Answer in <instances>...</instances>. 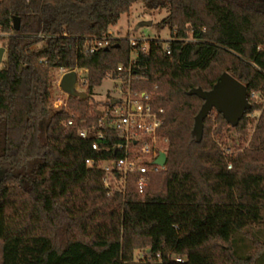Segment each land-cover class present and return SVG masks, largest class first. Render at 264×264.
Masks as SVG:
<instances>
[{"label": "trees", "instance_id": "trees-1", "mask_svg": "<svg viewBox=\"0 0 264 264\" xmlns=\"http://www.w3.org/2000/svg\"><path fill=\"white\" fill-rule=\"evenodd\" d=\"M137 3L168 9L157 28L171 40L145 52L139 42L133 67L135 89L162 92L167 164L144 194L130 183L109 196L87 160L118 159L117 137L98 154L67 130L53 81L57 69H87L88 97L68 105L78 123L96 122L95 89L132 49L129 37L110 35L93 53L92 44ZM0 34V264H264L252 232L264 225V0H0ZM224 73L246 86L251 107L235 126L213 109L197 136L205 101L195 91ZM148 250L150 262L135 261Z\"/></svg>", "mask_w": 264, "mask_h": 264}, {"label": "built area", "instance_id": "built-area-1", "mask_svg": "<svg viewBox=\"0 0 264 264\" xmlns=\"http://www.w3.org/2000/svg\"><path fill=\"white\" fill-rule=\"evenodd\" d=\"M110 35L112 36V33L109 30L103 31L101 38L94 41L90 51L93 53L101 47L108 46ZM5 36L7 35L0 34V37ZM32 39L55 40L56 38L40 35ZM129 41L132 49L130 63L127 67L120 66L116 76L109 74L106 77L115 85L117 94H111L101 108L90 115L91 118H97L96 122L88 124L87 120H83L78 123V113L72 111L68 105L70 95L62 89L64 77L75 72L76 93L88 97L89 71L87 69H57L53 81L54 90L59 92V94H54L53 106L55 109L63 108L68 112L69 118L63 122V126L67 130L75 131L82 139H91L92 149L98 154L111 149L108 145L102 146L101 143L108 139L112 141V136L117 137L115 143H110L114 146L115 153H120L121 156L118 159L87 160L89 168L103 172V182L109 191V196L117 191L125 192L130 183L136 186L139 194H144L149 184L150 175L159 173L166 168V165L160 166L156 163L162 153L167 155L169 144L168 137L161 132L164 109L155 107L156 98L162 92L157 85L151 90L134 88V83L139 80L133 71L137 59L135 47L143 40L129 39ZM141 48L144 52L148 51L144 44ZM4 59L5 55L0 64V70ZM251 98L258 99V96L256 93H252ZM113 101H116L115 104H112ZM129 177H132V180ZM176 261L183 262L180 258H177Z\"/></svg>", "mask_w": 264, "mask_h": 264}, {"label": "rangeland", "instance_id": "rangeland-1", "mask_svg": "<svg viewBox=\"0 0 264 264\" xmlns=\"http://www.w3.org/2000/svg\"><path fill=\"white\" fill-rule=\"evenodd\" d=\"M168 14V9H159V10H148L143 3H137L132 7V10L129 15H123L116 27L110 28L109 31L112 33V36L115 38H125L128 39H138L143 40L142 43L149 49V43L152 40H161L164 42L170 41L172 38V33L168 29L159 31L157 24L160 23ZM146 23H150V26H146ZM4 42L0 37V47H4ZM55 94H59L55 90ZM117 94L115 85L109 80H104L102 85L95 89V98L94 101L98 106L95 107V110L101 108L105 103L107 98ZM258 101H261V96L257 94ZM259 116L258 114H255ZM253 118V116H252ZM251 118V119H252ZM195 133L197 136L201 135V123L196 124ZM250 135L253 133V125H249ZM253 233L258 234L264 240V225L256 226L253 230ZM150 251H139L135 254L136 262H150L148 254Z\"/></svg>", "mask_w": 264, "mask_h": 264}, {"label": "water", "instance_id": "water-1", "mask_svg": "<svg viewBox=\"0 0 264 264\" xmlns=\"http://www.w3.org/2000/svg\"><path fill=\"white\" fill-rule=\"evenodd\" d=\"M146 26H150V23H146ZM14 29L16 31L20 29L19 19H14ZM5 53L6 48L0 47V64L2 63ZM75 85L76 73L71 72L64 77L62 89L69 95L84 97L85 95H78L76 93ZM195 94L205 101L196 119V124L201 123V133L202 123L211 114L213 109L222 113L228 122L235 126L243 119L246 112L251 107L246 86L229 73L223 74L212 91L204 92L202 90H197ZM115 102L116 101H113L112 104H115ZM156 163L160 166H165L167 164V155L162 153Z\"/></svg>", "mask_w": 264, "mask_h": 264}]
</instances>
